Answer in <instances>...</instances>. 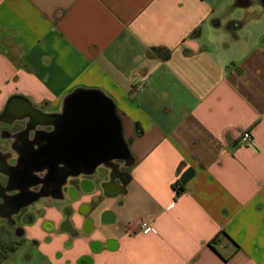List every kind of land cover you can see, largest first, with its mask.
<instances>
[{
	"label": "crops",
	"instance_id": "1",
	"mask_svg": "<svg viewBox=\"0 0 264 264\" xmlns=\"http://www.w3.org/2000/svg\"><path fill=\"white\" fill-rule=\"evenodd\" d=\"M77 89L114 103L131 165L114 161L112 185L104 165L69 176L14 224L1 216L21 239L13 254L264 264V0H0L2 161L30 122L29 140L54 127L14 102L61 115Z\"/></svg>",
	"mask_w": 264,
	"mask_h": 264
},
{
	"label": "water",
	"instance_id": "2",
	"mask_svg": "<svg viewBox=\"0 0 264 264\" xmlns=\"http://www.w3.org/2000/svg\"><path fill=\"white\" fill-rule=\"evenodd\" d=\"M12 106L18 107L17 114L27 112L43 124H57L56 129L47 136L46 148L42 152L29 153L20 169L16 170L17 164L0 161V172L8 176L10 170H14L15 181L25 188L32 184L30 179L34 178L36 165H50L55 172L58 165L66 164L71 171L67 177L92 173L99 165H104L114 170L106 185L114 184L120 175L117 168L114 169L115 160L126 162V166L131 165L130 152L122 135V124L116 107L99 92L75 93L61 115L45 114L23 99L14 102ZM32 202L33 198L27 197L15 205L10 215L18 213Z\"/></svg>",
	"mask_w": 264,
	"mask_h": 264
},
{
	"label": "flooded vegetation",
	"instance_id": "3",
	"mask_svg": "<svg viewBox=\"0 0 264 264\" xmlns=\"http://www.w3.org/2000/svg\"><path fill=\"white\" fill-rule=\"evenodd\" d=\"M29 126L33 127V124L30 122ZM56 126L57 124H55L51 130H55ZM30 127H27L20 133V139L22 141V143L18 145L20 156L15 161H12V164H17L16 170L21 168L24 159L29 153L35 154L37 152H42V150L48 145L46 142V140L48 141V133H45V131L37 132L34 139L29 140L28 131L30 130ZM8 156L10 155L7 153L4 155V158ZM0 161H2V158H0ZM62 165L63 167H58L55 172L52 171L50 165H36L34 167V178L30 179L32 184L27 188H25L23 184H17L13 177L15 175V173H13L14 170H10L8 176L0 172V217H4L8 223L14 224V217L24 208L29 207L42 197L60 194L61 188L71 172L66 164ZM45 169H47V173L43 177L35 174L42 172ZM58 191L59 193H56ZM27 197L33 198V202L22 207L18 213L10 215V211L15 210V205ZM9 208L11 209L8 211Z\"/></svg>",
	"mask_w": 264,
	"mask_h": 264
},
{
	"label": "trees",
	"instance_id": "4",
	"mask_svg": "<svg viewBox=\"0 0 264 264\" xmlns=\"http://www.w3.org/2000/svg\"><path fill=\"white\" fill-rule=\"evenodd\" d=\"M164 57L168 58L169 53L167 52L166 55H164ZM78 92H100V91L77 89L76 91H74L73 93L69 94L66 97L64 108H66L71 97L75 93H78ZM190 172L188 171L185 173V179H187L190 176ZM20 243H21V239L18 237L12 236L7 225L5 224L0 225V264H2L3 261H5L8 257H10L13 254V252L16 250V248L18 247Z\"/></svg>",
	"mask_w": 264,
	"mask_h": 264
},
{
	"label": "built area",
	"instance_id": "5",
	"mask_svg": "<svg viewBox=\"0 0 264 264\" xmlns=\"http://www.w3.org/2000/svg\"><path fill=\"white\" fill-rule=\"evenodd\" d=\"M254 134L251 130H246L241 133L240 140L241 142L248 144L252 141ZM140 229L144 232H149L152 229L151 223L147 219H142L140 221Z\"/></svg>",
	"mask_w": 264,
	"mask_h": 264
},
{
	"label": "rangeland",
	"instance_id": "6",
	"mask_svg": "<svg viewBox=\"0 0 264 264\" xmlns=\"http://www.w3.org/2000/svg\"><path fill=\"white\" fill-rule=\"evenodd\" d=\"M3 219H0V225ZM23 249L20 247L9 259L5 260L2 264H28L27 261H25V257L23 254Z\"/></svg>",
	"mask_w": 264,
	"mask_h": 264
},
{
	"label": "clouds",
	"instance_id": "7",
	"mask_svg": "<svg viewBox=\"0 0 264 264\" xmlns=\"http://www.w3.org/2000/svg\"><path fill=\"white\" fill-rule=\"evenodd\" d=\"M58 167H63V165H58ZM47 173V169L43 170L42 172L35 173L36 175L43 177Z\"/></svg>",
	"mask_w": 264,
	"mask_h": 264
}]
</instances>
